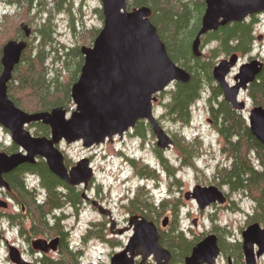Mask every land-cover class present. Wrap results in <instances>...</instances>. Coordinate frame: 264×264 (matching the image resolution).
<instances>
[{
    "label": "water",
    "instance_id": "1",
    "mask_svg": "<svg viewBox=\"0 0 264 264\" xmlns=\"http://www.w3.org/2000/svg\"><path fill=\"white\" fill-rule=\"evenodd\" d=\"M103 24L90 45H81L83 63L76 81L70 88L74 104L68 111L63 106L50 110L27 112L19 108L8 96V83L27 42L24 39H9L1 49L0 71V125L9 132L11 142L19 151H0V186L8 187L4 174L23 163H35L42 158L54 175L70 186L84 184L93 178L94 172L88 157H83L72 166L65 163V155L59 143L80 141L86 148L122 138L138 121H147L156 137V146L167 148L172 141L155 116L153 103L157 94L172 82L186 83L190 73L169 56L157 28L150 20L148 6L128 8L127 0H100ZM205 8L199 29L194 36L191 49L200 56L201 36L215 31L220 26L241 22L248 17L264 12V0H204ZM24 36L31 35L26 23L20 24ZM239 60L237 53L220 59L212 68V77L221 89L223 98L234 109L244 110L246 101L238 95L246 91L264 67L259 58H252L239 65L233 76L234 84L227 81L231 69ZM41 122L49 127V136L32 134L27 126ZM247 124L250 133L264 147V107L252 105L248 110ZM186 198H194L200 209L211 203L222 204L226 197L216 186L196 185ZM6 202L0 200V205ZM93 205L100 213L108 211L98 202ZM167 224V218L162 222ZM196 220L194 219V225ZM112 233L123 234L131 229L125 247L110 257L109 264H169L171 252L159 242L160 234L155 223L144 216L133 215L126 228L114 229ZM244 264H257L264 256V226L257 222L249 224L241 232ZM55 241L36 239L39 250L46 251ZM47 244V245H46ZM221 251L215 233L205 235L185 256L184 264H215ZM10 260L15 264H31L11 250ZM136 258H139L136 263ZM227 264H233L228 257Z\"/></svg>",
    "mask_w": 264,
    "mask_h": 264
},
{
    "label": "trees",
    "instance_id": "2",
    "mask_svg": "<svg viewBox=\"0 0 264 264\" xmlns=\"http://www.w3.org/2000/svg\"><path fill=\"white\" fill-rule=\"evenodd\" d=\"M5 9H0V57L3 44L9 39H24L27 45L21 54L19 63L15 66L12 78L8 83V96L19 108L27 111L50 110L56 106L71 109L70 88L77 80L83 63L80 52L82 44L65 46L58 43L57 22L55 12L65 10L69 16V28L73 35L78 36L84 45H90L98 34V28L78 29L73 14V0H3ZM128 8L148 6L151 9L150 20L157 28V32L164 42L169 56L178 65L190 73L186 83L174 82L165 93L168 99L163 103L165 114L169 118L182 124H188L192 106L201 98L206 89L208 100L221 95L220 88L212 77V68L215 59L221 54L247 53L251 50L254 39L256 18L250 16L244 21L233 22L220 26L215 31H209L201 36V47L214 41L206 55L194 56L191 43L196 35L201 16L204 12V0H127ZM3 8V7H2ZM14 8V9H12ZM80 10V9H79ZM100 19L103 18L100 8L96 9ZM24 21L32 25L31 35L26 38L19 22ZM0 63V71H1ZM248 95L255 105L264 107V67L256 79L248 86ZM159 97V94L156 95ZM161 100V99H160ZM160 100L157 102L160 103ZM209 103V101H208ZM211 107L216 123L221 133L230 140V135H236L238 140L228 144L232 153L230 168L221 170L220 181L228 184L231 190L240 191L249 195L254 201L255 210L249 215L248 223H264V147L250 133L246 119L239 113L227 107L226 101ZM145 121L140 120L135 125V133L145 136ZM34 126V135L49 136V127L41 122L31 123ZM195 140L196 155L200 154L201 142ZM11 147L4 148L7 153L13 151ZM130 163L140 175L145 178L158 177L155 169L148 163L138 162L129 158ZM165 163V160L163 161ZM165 165H167L165 163ZM168 166V165H167ZM173 167V166H172ZM174 168L169 171L174 174ZM24 173L34 174L41 185V193L24 183ZM39 177V178H38ZM20 196L26 201L27 212L33 216L36 234H55L59 223L50 225V215L63 204V195L58 191L62 185L67 186L48 169L44 160L36 163L19 165L10 177ZM70 198L76 202L77 194L71 192ZM169 195L156 203L150 191L140 186L135 196L125 207L131 212H140L146 219L155 221L169 208L173 218L168 229L160 230L159 242L171 252L170 264L184 262L192 247L200 239L198 236L188 237L184 229L178 224L177 204L172 203ZM30 203V204H29ZM56 222L61 218L54 215ZM49 223V224H48ZM61 229V228H60ZM218 245L221 253L227 258L230 256L234 264H243L242 245L238 241L226 240V227L215 226ZM102 227L90 228L84 239L95 235L101 236ZM215 231V230H214ZM228 232V231H227ZM60 259H43L45 264H93L83 262V252L66 248ZM147 264H154L149 261Z\"/></svg>",
    "mask_w": 264,
    "mask_h": 264
},
{
    "label": "rangeland",
    "instance_id": "3",
    "mask_svg": "<svg viewBox=\"0 0 264 264\" xmlns=\"http://www.w3.org/2000/svg\"><path fill=\"white\" fill-rule=\"evenodd\" d=\"M97 8L101 9L100 0H73L72 9L78 24V29L84 27L87 29H100L102 27L103 18L100 19L98 16L96 12ZM0 9H5L3 0H0ZM254 16L257 20L254 26V39L251 50L240 56L238 64L235 66L236 72L241 63L250 60L249 57H251V59L259 58L264 62V12L255 14ZM54 17L57 22L58 43L64 44L65 46H73L75 44L84 45L78 40L77 35L72 34L69 28V16L65 10L55 12ZM22 22L24 21L19 22V26ZM29 27H33V24L29 25ZM213 46H215L214 41L204 44L201 48L203 55H206L207 51ZM222 58H225L224 54L218 56L215 62L217 63ZM231 77L232 76H230V78ZM227 79L229 81V77ZM171 85H173V83H171L166 90L170 89ZM243 96L246 98L248 97V107L243 113L245 117H247L248 109L251 108L254 103L247 93L244 92L241 95V100H245ZM168 97L169 94L165 93L163 97H161V103H155L154 108L157 119L160 120V123L166 130H180L184 132L189 139H193L197 136L201 142V151L196 160L199 168L195 169L191 167L182 169L177 172V181L174 180V178H170L162 169L154 150V147H156V137L148 127L144 130L145 136L143 139L136 135L126 134L122 138L116 136L112 141H106L103 144L94 145L90 148L84 147L80 141L69 144L61 141L59 143V148L63 151L68 164L76 162L83 157L90 158L91 166L95 172L97 192L101 194V197L108 200L107 205L114 211L115 217H117L120 222L123 221V217L127 211L124 206L125 203H127L124 199L127 193H134L137 187L144 183L149 187V191L156 203H159L160 200L164 199V197H168V195L179 199L178 224L181 225L188 237L192 238L198 236L202 239L213 230H215L214 233L217 234L218 231L215 229V226H220L226 227V237L232 236V239L241 243V232L251 224L248 223V218L255 210L254 201L249 195L243 194L240 191L233 192L225 186L224 190L229 193L230 199L228 200V206L223 208L218 207L216 209L209 205L200 209L196 201H192L190 198L185 199L184 197V192L191 189L195 183L202 185L214 183L213 174L218 161L225 162L226 160L225 157L223 158L221 144L217 141L218 137L216 133L212 131L213 128L207 121L208 92L205 89L202 92L201 98L192 106L191 117L188 124H182L167 116H162L164 113L163 103ZM73 107L74 104L71 101L70 110H72ZM30 125L31 124L27 126V129L34 134L35 127H30ZM0 142L6 145L11 143L9 132L1 125ZM126 156L136 158L140 163H148L149 167L156 169L155 171L158 174V179L150 178L148 180H140L141 176L136 177L135 168L126 161ZM164 156L168 158L170 164L178 166L180 154L177 148H170L164 153ZM126 178H129V180L126 181ZM180 188L181 190H179ZM95 190L96 189H91L89 195L96 193ZM67 212H69V210ZM166 216L168 217L167 226L163 227L161 226V221H163ZM78 218L77 220L73 217L65 219V225L70 231L72 240L78 243L81 242V247L83 248L82 260L85 263L109 264L110 257L126 244L132 233V231L126 230L121 235L110 234L109 225L107 224L106 227L102 228L101 236L111 241L104 240L95 235L87 237L84 240L82 239V235H87L86 232L90 229L87 230V228L91 227L92 230L96 228V226H90V223L101 217L95 210L87 208ZM172 218V211L167 208L158 218V226L168 229L172 222ZM194 219L196 220L195 225ZM2 229L3 228L0 226V231L8 237V239H13L15 237L11 232H3ZM217 259V264H226V257L222 253ZM151 260L152 258H150V261ZM0 264H8L3 252H0ZM173 264H184V262H176ZM257 264H264V256L257 260Z\"/></svg>",
    "mask_w": 264,
    "mask_h": 264
},
{
    "label": "flooded vegetation",
    "instance_id": "4",
    "mask_svg": "<svg viewBox=\"0 0 264 264\" xmlns=\"http://www.w3.org/2000/svg\"><path fill=\"white\" fill-rule=\"evenodd\" d=\"M202 47L200 45V48H202ZM202 54L203 53L201 50V55ZM241 55H242L241 53H238L239 58ZM228 57H229V55L225 56V58H228ZM249 59H251V57H249ZM235 66L231 69L230 74L227 76V78L229 77V81H228V79H227V81L231 85L235 83L233 80V76L236 73ZM230 76H232V77L230 78ZM244 92L247 93V95H248V88ZM244 92L241 91L239 93V95H238L239 100H241L240 97ZM243 97L245 98V101H246V104L248 107V103H247L248 97L247 98L245 96H243ZM160 99L161 98H160V93H159L158 100H160ZM161 100H160V103H161ZM208 101H209V103H208ZM223 101H226V100L223 98L222 92H221V95H219L217 98H211L210 100H208V98H207V121L212 126V128H213L212 131L214 133H216V136L218 137L217 141L221 144V151L223 152V158L225 157L226 160H225V162L218 161V164L215 167V172L213 174L214 183H209L207 185L195 183L191 189H188L184 192V197H185V193L191 192L196 185H200V186L214 185V186L218 187L223 192V194L225 195L226 200L222 204H219V203L217 204V202L209 204L210 207H214L215 209L218 207L223 208V207L228 206V200H230L229 199V193L224 190V187L226 186L229 190H231V189H230L228 184H225V183L220 181L219 173L223 169L230 168V166L232 164L231 160H232L233 155L230 152V149H228V144L230 145V144H232L238 140L237 136L234 134L230 135V140H228L221 133L218 125L216 124V123H218V121L216 122V119H215L214 115L212 114V111H210L211 107H213V109H216V106L213 104L214 102H216L218 105H220L221 102H223ZM226 103H227L228 108H230L235 113H239L242 117H244L246 119L245 115L243 114L246 111V109L242 110V111L237 110V109H234L233 106L229 102L226 101ZM162 116H165V117L167 116L169 118L168 114H165V112L162 114ZM143 121H145V120H143ZM157 121L159 122L161 127L164 129V131L168 134V136L171 138L172 143L167 148H159L158 146L154 147L155 154H156V156H157V158H158V160L162 166V169L167 173V175L170 178H174V180L177 181L178 180L177 179L178 178L177 172L181 171L182 169L191 168V167H193L195 169L199 168L198 164L196 163V160H197L199 155H196V151H195L196 149H195V145H194V143H195L194 139H196L198 137H194L193 139H189L185 135L184 132H182L180 130H169V129L166 130L165 127L160 123V120L157 119ZM144 125H147V127L152 131V128L147 121H145ZM126 134L127 135L128 134L136 135L142 139L144 138V137H141L135 133V126L132 129H130L129 131L124 133V135H126ZM11 145H13L12 142L7 144V145L0 142V151H4L7 153V151L4 148L11 147ZM12 148H13V151H9L8 154L20 150V148L16 145L13 146ZM170 148H177V150L179 151L180 162H179L178 166H173L172 164H170L168 158L164 156V153L166 151H168ZM129 158L130 157L126 156V161L129 162V164H131L129 161ZM39 159H42V158H37V161ZM134 159H136V158H134ZM164 160L168 166L165 165V163L163 162ZM65 161H66V165L68 167L75 164V162H71V164H68L67 159ZM171 168H174V170H173L174 174L169 173V171H171ZM14 170L4 174V179L6 180L8 187L5 188L3 186H0V200H3L6 202L5 205H0V226L3 228L2 229L3 232H11L12 234L15 235V237L13 239H8V237H6L0 231V252L4 253V257H6L8 264H15L14 262H12L10 260V257H9L11 250L17 252V254H19V257H21V259H23L24 261L31 263V264H45L42 262L43 259L44 260L50 259V258L60 259L59 257H61L63 252L66 251V248H69V249L73 248V250H77V251L80 250L83 252V248L81 247V242L78 243L77 241L72 240L70 231L67 229V227L65 225V219L73 217L77 220V219H79L78 217L80 216V214L83 211H85V209H87V208H91L92 210H95L96 212L99 213V215L101 217L100 219H96L95 221L91 222L90 226H96V228H98V227L103 228V227H106L108 224L110 234H116V233H112V231L110 229L112 221H114L113 231H117V229H119L121 227L126 228L129 226V219L131 216H133V215L141 216L142 215L140 212H131L130 210H128L126 208L127 211L125 212V215L123 217L124 219L122 222H120L119 219H117V217H115L114 211L107 205L108 200L106 198L101 197V194L97 192V188L95 185L96 177H95V172H94L93 178L88 182L86 187L82 183L79 185H76V186H70L64 182L67 186L62 185L60 187V189L58 190L63 195L62 196L63 197V204L59 208H57V210L54 212V214L50 215V219H49L51 226L59 223V229H56V233L53 235L47 234V233L36 234L35 228H34L33 216L30 214L29 211L27 212V208L25 205L26 201L24 198H22L20 196L19 192L16 189V186H14L12 181L10 180V177L12 176V172ZM93 171H94V169H93ZM33 175L34 174H32V173H24L23 174L24 183L28 186L29 181L36 182L37 186L40 189V193H41L42 191L40 188L41 187L40 182L38 181L37 178L31 179V176H33ZM135 175H136V177L141 176L140 180L150 179V178L147 179L144 176L140 175L137 171H135ZM151 179H154V178H151ZM156 179H158V177ZM128 180H129V178H126V181H128ZM140 186H144L146 189L149 190V187H147L145 184L144 185L140 184L134 193H131V194L127 193L126 197L124 198L127 203L129 202L130 199H132L133 196L136 195L138 188ZM33 189L36 190V188H34V187H33ZM91 189H96L95 190L96 193H94L93 195H89ZM179 190H181V188ZM231 191L234 192V190H231ZM36 192H37V190H36ZM71 192L77 194L76 202L74 199L70 198ZM185 199H189V198L185 197ZM190 199L192 201H195V199L192 197H190ZM172 200H173V202H172L173 204H177L176 207L178 209L179 199L172 196ZM93 202H98L105 209H107L108 212L106 214L100 213L99 210L93 205ZM127 203H125V204H127ZM68 210H69V212H67ZM58 211H59V213H58ZM54 215L59 216L61 218V220L59 222H56L54 219ZM166 218H167V222H168V217L166 216ZM153 222L157 226L158 231L165 229V228H160L158 226V218H157V220H155ZM162 222L163 221H161V226L166 227L167 224L163 225ZM120 223H121V225H120ZM260 225L264 226V223H262ZM89 228H91V227H88L87 230ZM129 231H132V230L129 229ZM87 232H86V234H87ZM214 232L215 231L213 230L211 233H214ZM84 236L85 235H82V239H84ZM36 239L46 240L47 244L50 243L51 241H55V242L53 244V247L51 246L46 251H42V250H39L35 247L34 242ZM102 239L107 240V241H111L110 239L105 238V237H102ZM226 239L229 241H234V242L236 241V240L232 239V236L226 237ZM125 245H123L121 249H123L125 247ZM228 257H230V256H227L226 264L228 262ZM138 260H139V258H136V263L138 262ZM217 260L218 259H216L215 264H217L216 263ZM231 260H232V258H231ZM149 261H150V259L147 261V263ZM151 262H152V260H151ZM170 262H171V260H170ZM170 262H169V264H170ZM243 262H244V257H243ZM232 263L234 264L233 260H232Z\"/></svg>",
    "mask_w": 264,
    "mask_h": 264
}]
</instances>
